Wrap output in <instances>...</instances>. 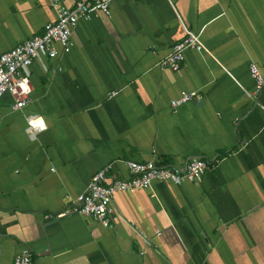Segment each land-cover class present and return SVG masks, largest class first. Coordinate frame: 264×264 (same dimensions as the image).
Masks as SVG:
<instances>
[{
  "label": "crops",
  "instance_id": "obj_1",
  "mask_svg": "<svg viewBox=\"0 0 264 264\" xmlns=\"http://www.w3.org/2000/svg\"><path fill=\"white\" fill-rule=\"evenodd\" d=\"M56 18L50 0H0V54ZM184 24L211 53L188 47L178 71L159 67ZM72 39L47 69L32 63L23 109L0 99V264L25 248L37 264H264V89L252 95L250 73L255 62L264 75V0L114 1ZM182 90L203 98L174 109ZM31 113L47 122L33 139ZM194 157L211 160L202 181L117 192L111 226L45 217L107 164L128 177L126 160Z\"/></svg>",
  "mask_w": 264,
  "mask_h": 264
},
{
  "label": "built area",
  "instance_id": "obj_2",
  "mask_svg": "<svg viewBox=\"0 0 264 264\" xmlns=\"http://www.w3.org/2000/svg\"><path fill=\"white\" fill-rule=\"evenodd\" d=\"M124 0H77L74 6H67L61 0H50L51 8L56 13V20L45 24L43 31L17 44L10 50L0 54V99L9 92L14 103L12 109H23L33 91L31 71L29 67L35 59L47 69L46 60H53L62 52H70L74 47L73 30L79 20H90L99 13L111 15V4ZM185 36L175 42L171 51L157 61V65L178 71L185 60V50L194 47L211 53L201 39L184 24ZM250 73L255 80L252 95H257L264 89V75L255 62L250 63ZM118 94L113 91L111 97ZM203 94L199 91L182 90L178 97L170 102L172 108L177 109L184 103L199 101ZM47 129V122L43 115L31 113L26 117V132L33 139ZM130 176L122 177L111 174L113 164H107L90 179L86 190L78 194L66 208L46 214V218L63 217L69 213H79L100 221L104 226H111L116 220L117 213L113 205L117 192H135L148 189L155 181H170L180 184L186 180L200 182L210 168L211 160L194 157L186 160L182 165L159 162L156 158L147 161H125ZM264 203V201H263ZM137 230V229H136ZM139 236L145 243L152 244L150 237L142 231ZM158 234L161 232L158 231ZM141 253H144L143 251ZM2 248L0 245V263ZM13 264H37L30 248L19 252Z\"/></svg>",
  "mask_w": 264,
  "mask_h": 264
},
{
  "label": "rangeland",
  "instance_id": "obj_3",
  "mask_svg": "<svg viewBox=\"0 0 264 264\" xmlns=\"http://www.w3.org/2000/svg\"><path fill=\"white\" fill-rule=\"evenodd\" d=\"M58 48H59V51H61L62 49H61V47H60V45H58ZM45 60H47L46 58H45ZM34 64H39V60L38 59H35L34 60ZM33 64V65H34ZM33 65H31L30 67H29V69H30V71L32 72V70H33ZM41 66V65H40ZM160 67V66H159ZM7 94V93H6Z\"/></svg>",
  "mask_w": 264,
  "mask_h": 264
},
{
  "label": "water",
  "instance_id": "obj_4",
  "mask_svg": "<svg viewBox=\"0 0 264 264\" xmlns=\"http://www.w3.org/2000/svg\"><path fill=\"white\" fill-rule=\"evenodd\" d=\"M194 102H196V101H194ZM201 102V101H200Z\"/></svg>",
  "mask_w": 264,
  "mask_h": 264
}]
</instances>
